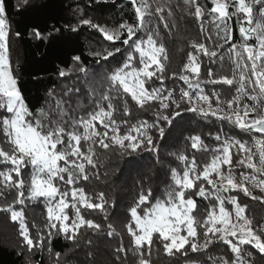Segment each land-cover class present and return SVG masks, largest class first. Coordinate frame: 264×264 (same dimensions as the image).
<instances>
[{
  "label": "snow or ice",
  "instance_id": "6c2138e0",
  "mask_svg": "<svg viewBox=\"0 0 264 264\" xmlns=\"http://www.w3.org/2000/svg\"><path fill=\"white\" fill-rule=\"evenodd\" d=\"M109 3L115 0H88L90 7ZM208 4L182 0L175 6L194 18L200 37L188 41L178 71L171 70L168 47L176 37V25L169 21L174 8L161 0H130L131 23L122 20L109 27L79 9L75 20L62 27H33L32 37L41 42L76 39L73 34L84 26L110 42L87 53L98 64L107 62L99 80L82 55H72L71 67H58L57 73L73 86L62 79V86L47 89L44 103L33 110L11 59L12 41L22 34L12 31L7 0H0V213L17 225L21 253L46 251L53 264H66L62 253L53 251V239L70 241L75 249L89 234V244L93 235L114 238L121 264H157L154 249L187 257L184 264L264 262V219L256 220L243 199L264 207V0ZM23 6L31 8V0H23ZM226 56L231 74H217ZM177 81L183 85L173 86ZM81 95L89 100L87 110ZM118 111L126 118H115ZM149 111L151 117L144 119ZM185 113L226 122L239 135L222 126L205 133L214 142L205 143L201 134L191 133ZM181 144L210 161L201 167L196 155L168 152L180 163L167 165L169 182L159 195L141 181L124 211L109 219L114 203L93 187L101 179L98 149L121 158L150 152L163 168L161 149ZM127 163L134 168L138 161ZM196 198L208 203L198 204ZM33 203L43 204L46 221L38 227L33 219L30 228L26 209ZM97 210L102 220L93 215Z\"/></svg>",
  "mask_w": 264,
  "mask_h": 264
},
{
  "label": "trees",
  "instance_id": "16d2710c",
  "mask_svg": "<svg viewBox=\"0 0 264 264\" xmlns=\"http://www.w3.org/2000/svg\"><path fill=\"white\" fill-rule=\"evenodd\" d=\"M31 2L32 7L25 10L23 0H7V8L12 22V31H19L22 34L18 41H12L11 59L14 64H18L22 91L29 106L35 110L44 103L46 90L60 88L62 79L64 83L73 86L70 78H60L57 73L58 67H71L72 55H82V59L89 67L90 72L97 73V79L99 80V74L102 72L101 65L107 62L101 61L98 64L87 53L91 48L99 47L101 43L108 45L110 42L104 41L100 33L89 29L87 26L82 27L78 34H73L77 37L76 39H61L55 43L50 41L41 42L34 39L31 35V29L33 27L43 29L54 23L62 27L65 22L75 20L79 9H83L85 14L91 16L95 21L112 27L122 20L133 22V10L130 7V0H115V3L91 7L88 6V0H31ZM161 2L166 5L170 4L174 8V16L169 17V21L176 25L173 29L176 37L174 40L168 41V47L172 49L170 51L171 70L178 71L185 59V52L189 50L188 41L200 38L198 35L199 26L194 18L186 16L183 9L175 8L177 4L182 3V0H161ZM208 6H210V0ZM211 27V25H206L207 29H211ZM238 35V32L234 33V37L237 39ZM181 37H186V39ZM181 48L184 51H181ZM204 60L207 61V58L205 57ZM223 64V68H219L217 74L230 75L232 66L227 60V56ZM210 66L218 67V65ZM34 77L39 78L34 79ZM79 84L82 85V90L88 87L83 81H80ZM165 84L172 85V81H165ZM182 85V81H177L173 86L179 87ZM103 87L106 88L107 86L104 85ZM216 87L224 94L221 86L217 85ZM96 88L99 91L101 85L98 83ZM79 98L85 104V110H87L89 104L87 96L81 95ZM128 99L130 100V97ZM130 103L134 104L131 101ZM85 110H81V114ZM184 115L186 118H191V133L194 135L201 134L205 143L212 144L214 142L204 134L209 131L215 132L222 126L225 127V131L239 135L237 129H233L226 122H221L213 117L202 119L194 113H185ZM114 117L117 119L126 118L119 111L114 113ZM150 117V111L143 114L144 119ZM185 135H188V133L186 132ZM159 143L163 144V141ZM168 152H186L190 157L196 155L197 163L201 167L205 162L210 161V157L205 156L202 158L200 152L183 144L161 149V159L165 161L163 168L157 163L154 154L150 152H142L136 157L121 158L111 150L105 152L103 149H98L101 179L93 181V187L104 190L113 201L114 207L110 209L109 219L116 212L124 211L125 206L136 195L141 181L145 186H150L153 189L154 195H159L165 184L169 182L167 165L170 163L171 166L177 167L180 163L174 156L167 155ZM130 159L138 161L134 168L127 163V160ZM105 170L109 173L107 177L103 176ZM178 170L182 169L178 167ZM196 199L198 204L206 205L208 203V201H202L200 198ZM243 199L249 204L250 211L256 220L264 219V207L257 201H251L248 197H243ZM93 215L97 220H102V215L99 214L98 210ZM26 216L30 228L33 219L40 227L46 221V210L42 203H33L26 209ZM32 231L35 232L36 229H32ZM88 235L86 234L81 239L79 247L75 249L72 248L70 241L63 238L53 239V251L62 253L61 258L66 264H88V261L93 259L99 261L100 264H121L119 260H116L114 249L117 245L114 238H97L93 235V242L89 244L87 243ZM125 243H127V239ZM21 249L22 237L18 235L17 225L10 219H5L4 214L0 213V264H28L29 260L31 264H53L52 257L46 251L43 254L35 251L29 253L24 249L21 253ZM89 251H92V256L86 255ZM253 251L255 252L254 249ZM257 256H259L258 253ZM153 259L157 261V264H184L187 257H181L179 254L168 257L163 252H156L154 249ZM258 264H264V262L258 261Z\"/></svg>",
  "mask_w": 264,
  "mask_h": 264
}]
</instances>
